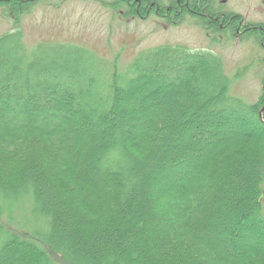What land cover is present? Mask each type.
I'll list each match as a JSON object with an SVG mask.
<instances>
[{
  "label": "trees",
  "instance_id": "trees-1",
  "mask_svg": "<svg viewBox=\"0 0 264 264\" xmlns=\"http://www.w3.org/2000/svg\"><path fill=\"white\" fill-rule=\"evenodd\" d=\"M126 1L219 27L212 0ZM20 32L0 36V264H264V118L217 56L160 46L123 85ZM23 203L46 233L13 223Z\"/></svg>",
  "mask_w": 264,
  "mask_h": 264
},
{
  "label": "rangeland",
  "instance_id": "rangeland-1",
  "mask_svg": "<svg viewBox=\"0 0 264 264\" xmlns=\"http://www.w3.org/2000/svg\"><path fill=\"white\" fill-rule=\"evenodd\" d=\"M171 1L159 2L170 6ZM114 2L23 0L15 13L12 5L2 3L0 36L21 31L22 42L29 51H37L39 46L51 49L56 45L85 49L101 59L100 67L106 71L107 79L109 76L112 80V74L118 71L123 85L132 77L130 68L134 61L154 48L168 45L210 52L227 70L231 79L230 95L250 106L257 105L260 115L264 106V68L259 37L244 40L220 27H210L205 22L204 12L195 15L184 12L182 3L179 9L163 17L158 15L159 5L152 4L143 17L126 15L128 1L119 3L117 10L113 8ZM212 6L215 18L206 17L215 22L220 14H225L228 20L233 12L248 17L255 24L264 22V13L260 12V8L264 10V0H212ZM220 24H224L222 18H219ZM30 207V203H23L11 208L13 223L46 233L48 226L33 215Z\"/></svg>",
  "mask_w": 264,
  "mask_h": 264
},
{
  "label": "flooded vegetation",
  "instance_id": "flooded-vegetation-1",
  "mask_svg": "<svg viewBox=\"0 0 264 264\" xmlns=\"http://www.w3.org/2000/svg\"><path fill=\"white\" fill-rule=\"evenodd\" d=\"M260 10L261 14H263L264 10L262 8H260ZM220 17L222 18V22H224V24L219 25L220 29L227 30L229 33H232L244 40H251L259 37V39L261 40L260 49L263 52L262 65L264 68V22L255 24L253 21H249L248 17L236 14L234 12L231 14L228 20L226 19L225 14H220V16L217 17L216 22H219Z\"/></svg>",
  "mask_w": 264,
  "mask_h": 264
},
{
  "label": "water",
  "instance_id": "water-1",
  "mask_svg": "<svg viewBox=\"0 0 264 264\" xmlns=\"http://www.w3.org/2000/svg\"><path fill=\"white\" fill-rule=\"evenodd\" d=\"M263 111H264V108L262 109V112L260 113V118L263 120Z\"/></svg>",
  "mask_w": 264,
  "mask_h": 264
}]
</instances>
